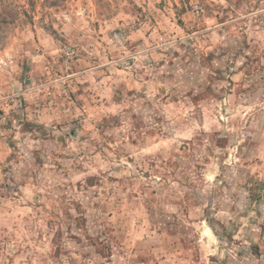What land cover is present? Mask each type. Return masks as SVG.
<instances>
[{
    "label": "rangeland",
    "instance_id": "rangeland-1",
    "mask_svg": "<svg viewBox=\"0 0 264 264\" xmlns=\"http://www.w3.org/2000/svg\"><path fill=\"white\" fill-rule=\"evenodd\" d=\"M0 1V264H264V0Z\"/></svg>",
    "mask_w": 264,
    "mask_h": 264
},
{
    "label": "trees",
    "instance_id": "trees-1",
    "mask_svg": "<svg viewBox=\"0 0 264 264\" xmlns=\"http://www.w3.org/2000/svg\"><path fill=\"white\" fill-rule=\"evenodd\" d=\"M35 0H30V4H34ZM44 6L50 8L58 7L60 4L65 3L67 0H42ZM13 12L8 10L7 6L0 1V43L4 42L6 39V26L13 22L15 17H13Z\"/></svg>",
    "mask_w": 264,
    "mask_h": 264
}]
</instances>
